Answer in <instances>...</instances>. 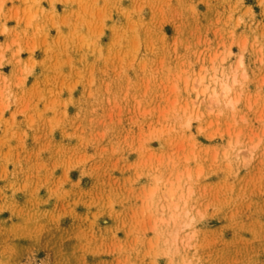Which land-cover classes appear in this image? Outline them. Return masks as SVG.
<instances>
[{"label":"rangeland","instance_id":"1","mask_svg":"<svg viewBox=\"0 0 264 264\" xmlns=\"http://www.w3.org/2000/svg\"><path fill=\"white\" fill-rule=\"evenodd\" d=\"M0 66V264H264V0H0Z\"/></svg>","mask_w":264,"mask_h":264},{"label":"crops","instance_id":"2","mask_svg":"<svg viewBox=\"0 0 264 264\" xmlns=\"http://www.w3.org/2000/svg\"><path fill=\"white\" fill-rule=\"evenodd\" d=\"M4 66H0V160L3 157L4 150L15 146L17 135L21 130H25V122L23 119L27 117V115L23 116L19 114L21 112L17 109L16 102L10 105V102L3 94L5 86L11 87L14 86L15 83L13 78L9 77L10 70L6 71ZM4 73L8 74V76L3 75ZM11 100L12 99H10V101ZM7 144H9V146H7ZM2 164L3 162L0 161V165Z\"/></svg>","mask_w":264,"mask_h":264},{"label":"bare ground","instance_id":"3","mask_svg":"<svg viewBox=\"0 0 264 264\" xmlns=\"http://www.w3.org/2000/svg\"><path fill=\"white\" fill-rule=\"evenodd\" d=\"M222 89H223V95L227 97V100H226V103L228 105H233L234 104V100L232 97H230V91H231V85L226 82V81H223L222 82ZM216 98V97H215ZM172 193V191H171ZM177 209V208H176ZM166 219V218H165Z\"/></svg>","mask_w":264,"mask_h":264}]
</instances>
